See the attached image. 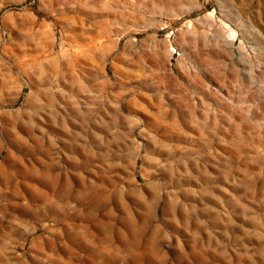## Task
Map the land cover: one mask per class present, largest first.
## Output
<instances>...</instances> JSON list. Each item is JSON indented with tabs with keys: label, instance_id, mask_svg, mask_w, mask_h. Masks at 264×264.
Returning a JSON list of instances; mask_svg holds the SVG:
<instances>
[{
	"label": "rangeland",
	"instance_id": "rangeland-1",
	"mask_svg": "<svg viewBox=\"0 0 264 264\" xmlns=\"http://www.w3.org/2000/svg\"><path fill=\"white\" fill-rule=\"evenodd\" d=\"M0 264H264V0H0Z\"/></svg>",
	"mask_w": 264,
	"mask_h": 264
}]
</instances>
